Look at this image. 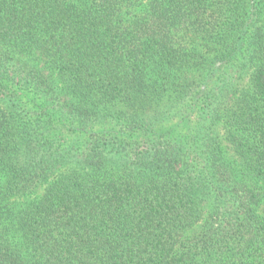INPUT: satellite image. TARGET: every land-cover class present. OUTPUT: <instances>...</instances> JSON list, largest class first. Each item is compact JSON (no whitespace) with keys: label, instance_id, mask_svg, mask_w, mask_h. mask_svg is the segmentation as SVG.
<instances>
[{"label":"trees","instance_id":"obj_1","mask_svg":"<svg viewBox=\"0 0 264 264\" xmlns=\"http://www.w3.org/2000/svg\"><path fill=\"white\" fill-rule=\"evenodd\" d=\"M0 264H264V0H0Z\"/></svg>","mask_w":264,"mask_h":264}]
</instances>
